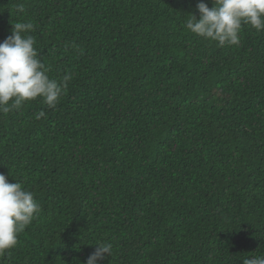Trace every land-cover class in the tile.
Returning a JSON list of instances; mask_svg holds the SVG:
<instances>
[{
    "label": "trees",
    "instance_id": "1",
    "mask_svg": "<svg viewBox=\"0 0 264 264\" xmlns=\"http://www.w3.org/2000/svg\"><path fill=\"white\" fill-rule=\"evenodd\" d=\"M198 2L0 0V42L31 21L49 76L72 75L55 109L0 114V173L41 206L0 264H85L100 242L102 264L264 255V31L221 48L186 29Z\"/></svg>",
    "mask_w": 264,
    "mask_h": 264
},
{
    "label": "clouds",
    "instance_id": "2",
    "mask_svg": "<svg viewBox=\"0 0 264 264\" xmlns=\"http://www.w3.org/2000/svg\"><path fill=\"white\" fill-rule=\"evenodd\" d=\"M210 8L199 0L196 15L186 21V29L197 37L217 42L223 48L239 47L241 32L250 26L257 32L264 31V0H212ZM17 13L24 12V5H17ZM34 24L15 22L11 35L0 42V114L7 116L19 112L28 101L41 98L49 109H55L66 94L70 73L59 80L49 76V69L41 62L35 39L31 32ZM81 52L82 50L77 49ZM46 117L45 111L35 114L36 120ZM40 204L34 194L19 183H10L0 173V255L10 254L9 250L18 244V237L39 216ZM112 244L100 242L85 264H102L112 255ZM242 264H264V255H249Z\"/></svg>",
    "mask_w": 264,
    "mask_h": 264
}]
</instances>
